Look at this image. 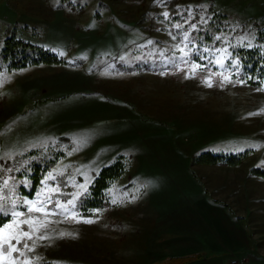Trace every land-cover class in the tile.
Returning <instances> with one entry per match:
<instances>
[{
    "label": "rangeland",
    "instance_id": "obj_1",
    "mask_svg": "<svg viewBox=\"0 0 264 264\" xmlns=\"http://www.w3.org/2000/svg\"><path fill=\"white\" fill-rule=\"evenodd\" d=\"M210 5L225 14L220 23H210ZM7 36L64 62L7 69ZM240 47L264 57V0H0V213L10 216L0 228L12 212L23 214L16 224L32 222L19 229L32 239L12 240L19 251L8 259L161 264L199 252L183 264H264V177L250 171L264 167V77L244 72ZM245 149L236 165L192 161ZM117 158L124 169L107 202L83 214L93 178ZM210 197L240 217L229 214L249 247L168 241L182 235L163 220H176L185 201L217 204ZM46 201L45 211L66 207L46 216L36 211Z\"/></svg>",
    "mask_w": 264,
    "mask_h": 264
},
{
    "label": "trees",
    "instance_id": "obj_2",
    "mask_svg": "<svg viewBox=\"0 0 264 264\" xmlns=\"http://www.w3.org/2000/svg\"><path fill=\"white\" fill-rule=\"evenodd\" d=\"M214 7L212 5L209 6L208 10L210 15V23L215 19L216 23H220V21L225 17V14L222 13L220 10L213 9ZM202 25V24H201ZM205 26V25H204ZM201 28V27H200ZM199 28V29H200ZM214 29H219V27L214 26ZM213 28L210 27V35H206V31L204 38L206 40H210L213 35ZM198 29L194 31H190V33L193 35V40L196 42L200 40L198 38V33L200 31H197ZM197 31V32H196ZM213 32V33H212ZM216 32V31H215ZM198 38V39H194ZM203 38V37H202ZM214 38V37H213ZM199 44V42H197ZM202 44H205V41L203 40L201 42ZM30 43L23 41L19 38H15L13 36H7L4 39L3 46L1 48V59H8L9 57H12L7 63L5 64L7 69H12L16 67L31 65V64H40V63H62L64 62V59L61 58L59 55H57L54 51L44 48L42 46L37 47L38 51H32L31 53L27 52L28 47H32ZM33 50V49H32ZM240 52H245L248 55L243 60L242 68L244 72H254L256 75H259L261 78L264 77V57L259 56V51L255 48H247V47H240ZM258 54V56H256ZM1 69V66H0ZM243 77V76H241ZM250 83H257L259 80L254 79L253 77H250L246 80ZM249 149H245L243 151L233 153V152H213L211 150H203L197 155L192 157V161L194 163L201 162L205 164L209 163H217V164H223V165H231V164H238L242 158L248 154ZM124 169V163L120 158H117L110 164H107L98 171V173L93 178L91 184L89 185L88 192L82 197L80 201V208L82 210L83 214H89L92 209L96 207L102 206L104 203L107 202L106 200V189L110 185V183L118 178ZM250 171L253 174L263 176L264 177V167L259 166H253L250 168ZM37 181V179H35ZM210 200L223 206L226 211L231 214V216L234 217V219H239L240 217L235 215L229 204L225 201L212 198L210 197ZM9 215H5V213H0V223L5 220L9 219ZM199 256V252L184 254V255H176V256H170L166 258L165 260H162L161 264H183L184 262L188 260H192L195 257Z\"/></svg>",
    "mask_w": 264,
    "mask_h": 264
},
{
    "label": "crops",
    "instance_id": "obj_3",
    "mask_svg": "<svg viewBox=\"0 0 264 264\" xmlns=\"http://www.w3.org/2000/svg\"><path fill=\"white\" fill-rule=\"evenodd\" d=\"M203 203V199L180 203L176 220L168 224L163 220L167 227L164 230L183 236L168 241H194L196 246L204 241L206 247L221 251L249 247V236L240 221L234 220L219 204Z\"/></svg>",
    "mask_w": 264,
    "mask_h": 264
},
{
    "label": "snow or ice",
    "instance_id": "obj_4",
    "mask_svg": "<svg viewBox=\"0 0 264 264\" xmlns=\"http://www.w3.org/2000/svg\"><path fill=\"white\" fill-rule=\"evenodd\" d=\"M165 17H167V13H165ZM177 27H179V26L177 25ZM185 39H186V37H185ZM180 51L183 52V49H180ZM217 63H220V61H217ZM193 67L196 68V67H198V65H194ZM225 79H227V78H225ZM208 83H209V86H211L210 81H208ZM50 178L54 179V177H51V174H50ZM53 191H58V189H53ZM47 202L48 201L44 202L40 208L36 209V211L37 212L44 211L46 216L57 215L58 213L56 212V209L65 208L66 207L65 205H62L59 202H57L54 205V208L52 210L45 211ZM32 203H33L32 201H25V204H27V205H31ZM67 203H68V205H71L73 203V201L69 200ZM0 211H3V206L2 205H0ZM29 211H31V208L29 209ZM21 215H23V214L22 213H18V212H12L11 216L13 218V223L5 224L3 228H0V264H14V261L8 259V257H10L12 253L18 252L19 250L15 247V245H13L11 243L12 240H15L16 244H19L21 238L32 239V235H31L30 232L20 231L19 230L21 225H28V227L31 229L32 228L31 220H23V221H20L19 224H16V217L17 216H21ZM52 222L53 221H46V224L47 223H52ZM87 222L91 223V221H87ZM46 224H45V226H46ZM14 225H15V227L17 229L16 232H8V231H6L8 229H12ZM61 235H64V234L61 233ZM37 238L38 239H46L47 237L38 236ZM5 244H7V252L4 249V245ZM24 247L27 248L28 245L25 244Z\"/></svg>",
    "mask_w": 264,
    "mask_h": 264
},
{
    "label": "built area",
    "instance_id": "obj_5",
    "mask_svg": "<svg viewBox=\"0 0 264 264\" xmlns=\"http://www.w3.org/2000/svg\"><path fill=\"white\" fill-rule=\"evenodd\" d=\"M232 262H236V260H235V259H233V260H232Z\"/></svg>",
    "mask_w": 264,
    "mask_h": 264
}]
</instances>
